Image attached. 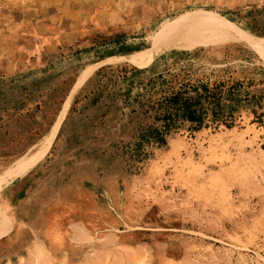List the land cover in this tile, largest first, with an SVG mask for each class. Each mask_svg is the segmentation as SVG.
I'll return each mask as SVG.
<instances>
[{
    "label": "rangeland",
    "instance_id": "rangeland-1",
    "mask_svg": "<svg viewBox=\"0 0 264 264\" xmlns=\"http://www.w3.org/2000/svg\"><path fill=\"white\" fill-rule=\"evenodd\" d=\"M181 68L262 95L264 0H0L1 264H264V107L132 157Z\"/></svg>",
    "mask_w": 264,
    "mask_h": 264
},
{
    "label": "trees",
    "instance_id": "trees-1",
    "mask_svg": "<svg viewBox=\"0 0 264 264\" xmlns=\"http://www.w3.org/2000/svg\"><path fill=\"white\" fill-rule=\"evenodd\" d=\"M186 72L181 68L179 72L160 75L155 83V88L162 91L160 97L155 100L147 97L141 102V106L146 107L145 113L153 115L152 122L141 129L134 144L132 157L135 160H144L149 155L147 147L150 145L165 146L167 137L182 124H189L193 131L207 127L208 120L232 127L239 108L247 104L264 107V93L251 94L242 80L191 79ZM252 85L250 82L248 86ZM258 116L263 117L264 111Z\"/></svg>",
    "mask_w": 264,
    "mask_h": 264
},
{
    "label": "crops",
    "instance_id": "crops-1",
    "mask_svg": "<svg viewBox=\"0 0 264 264\" xmlns=\"http://www.w3.org/2000/svg\"><path fill=\"white\" fill-rule=\"evenodd\" d=\"M28 172L29 171H26V172L22 171L21 174L25 175ZM12 215H13V213H12ZM13 218H14L13 230L6 237H3V238L0 239V255L11 252L10 248H13L15 246V244L18 242V240L20 239L24 228H29V229L31 228L30 226H28L30 224H28L25 220H23V219L17 220L14 216H13ZM36 243H37V239L35 238V241H33V243L29 247V250L31 252H32V250H34V245ZM1 263L2 262H0V264Z\"/></svg>",
    "mask_w": 264,
    "mask_h": 264
},
{
    "label": "bare ground",
    "instance_id": "bare-ground-1",
    "mask_svg": "<svg viewBox=\"0 0 264 264\" xmlns=\"http://www.w3.org/2000/svg\"><path fill=\"white\" fill-rule=\"evenodd\" d=\"M55 131H56V127L54 126L53 130H52V133L50 135V138H48V140H46V144L49 143V141L52 140V138L54 137L55 135ZM45 144V145H46ZM4 216H7V213H3V212H0V234H1V231H2V218Z\"/></svg>",
    "mask_w": 264,
    "mask_h": 264
}]
</instances>
